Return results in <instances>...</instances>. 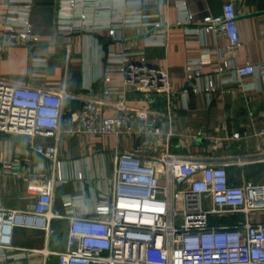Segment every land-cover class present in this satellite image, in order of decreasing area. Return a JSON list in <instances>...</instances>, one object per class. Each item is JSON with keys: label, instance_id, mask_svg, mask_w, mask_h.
I'll return each mask as SVG.
<instances>
[{"label": "built area", "instance_id": "obj_1", "mask_svg": "<svg viewBox=\"0 0 264 264\" xmlns=\"http://www.w3.org/2000/svg\"><path fill=\"white\" fill-rule=\"evenodd\" d=\"M175 1L184 8L188 23L199 24L196 33L226 37L227 52L237 53L241 38L232 1L225 0L221 15L207 13L197 22L187 0ZM128 2L122 0L120 13L104 24L86 14L80 18L65 14L63 19L70 25L69 32L107 30L108 52L104 53L100 75L105 84L103 95H115L114 101L81 98L70 94L65 85L60 89L33 87L0 77V134L28 136L33 150L55 167L53 176L28 196L30 202L24 209L0 207V264H48L52 259L57 264H264V182L243 179L238 184L229 171L233 166L264 162V149L251 155H219L223 141L244 138L236 131L215 140L210 150L169 152L164 138L169 142L182 136L166 130L165 121L171 124L177 100L185 98L188 103L190 95L201 91L197 80L203 72L198 65L189 64L186 84L174 90L170 69L149 64L145 50L138 49L127 34L134 27L145 46L167 47L171 23L130 12ZM77 4V0L67 3L70 10ZM32 7L31 2L11 3L0 32V56L9 46L40 42L31 20ZM119 43L123 50H114ZM114 66L123 76V89L110 85ZM259 71L264 78V67L259 70L246 64L234 70L240 80ZM127 89L150 103L164 101L166 110L133 106ZM206 91H216L213 82ZM72 100L84 104L68 117V101ZM107 107L116 109L117 114L106 116ZM66 123L73 129L66 131ZM66 133L109 136L117 143L131 139L134 148L117 152L112 176L104 173L102 183L96 181L88 193L80 187L79 194L63 195L64 212H58L54 210L55 192L69 180L66 163L59 159ZM258 135L264 137V127ZM184 136L194 142L212 139L203 130ZM161 147L166 151L160 152ZM12 160V156L7 157L5 167ZM76 177L80 182L85 179L82 171H76ZM54 219L69 222L64 250L14 246L17 228L42 231L50 238L55 232Z\"/></svg>", "mask_w": 264, "mask_h": 264}, {"label": "crops", "instance_id": "obj_2", "mask_svg": "<svg viewBox=\"0 0 264 264\" xmlns=\"http://www.w3.org/2000/svg\"><path fill=\"white\" fill-rule=\"evenodd\" d=\"M229 1L234 3L238 12L241 38V46L235 55L227 52L229 40L226 37L196 33L199 24L188 23L184 8L178 6L175 0H129L127 4L130 12L158 16V19L171 23L167 47L145 46L143 38L134 27H130L127 34L138 49L145 50L149 64L170 69L174 90L178 91L186 84V68L189 64L198 65L203 72L197 80L201 91L190 95L188 103H185V98L177 100L171 124L165 121L166 130L173 129L182 136L173 138L177 150L174 153H198L203 147H209L210 150L215 140L236 131L241 132L244 138L239 141H223V148L219 150L221 155H251L264 149V137L258 135L264 127V78L259 71L254 76L240 80L234 72L237 66L246 64H252L259 70L264 67V0ZM13 2L32 3L31 20L40 36V42L36 45L7 47L0 56V77L33 87L60 89L65 85L70 94L85 99H116L115 95H103L105 84L100 75L104 53L108 52L107 30L101 28L100 31L69 32L70 25L63 19L67 17L65 14H74V18L86 14L87 18L95 20L97 24H104L120 13L122 0H77L78 4L73 10L69 9L68 0H0V32L6 25ZM224 2L187 0V8L197 22L207 13L221 15ZM180 22L181 25H178ZM123 48L124 45L119 43L114 50L121 51ZM113 69L110 85L123 89V76L116 70V66ZM218 69L222 71L221 74L215 73ZM210 81L216 88L215 92L206 91ZM247 86L250 88L245 89ZM126 91L131 104L136 107L158 108L162 101L150 103L133 90ZM83 104L82 100L70 101L67 116ZM104 114L113 116L117 111L107 107ZM70 129H73L72 125L66 123L65 130ZM199 130H203L212 139L194 142L184 136ZM65 135L60 145L59 159L66 163L64 169L69 180L55 192L54 210L58 212H64L63 195L79 194L80 187L88 193L96 181L102 183L104 173L109 175V159L105 155L107 148H114L113 165L117 152L134 148L131 139L123 138L117 143L109 136ZM9 156H12V163L5 167L4 160ZM234 168L264 171V162L230 167L233 181L239 184L241 179ZM76 171H82L85 175L83 182L77 179ZM53 173V162L33 150L28 136L0 134V207L24 209L30 202L28 196L36 191V186L47 182ZM52 227L55 232L50 238L42 231L17 228L14 246L64 250L68 220L54 219ZM48 264L57 262L52 259Z\"/></svg>", "mask_w": 264, "mask_h": 264}, {"label": "rangeland", "instance_id": "obj_3", "mask_svg": "<svg viewBox=\"0 0 264 264\" xmlns=\"http://www.w3.org/2000/svg\"><path fill=\"white\" fill-rule=\"evenodd\" d=\"M174 102H175V100H174ZM68 107H70V102L69 101H68ZM158 108L166 110V103L164 101L163 102L161 101V104H160V106ZM65 138H66V135L63 134V139H65ZM163 143L164 144H169V147H168L169 152H171V153L177 152L176 147H175L174 139H171L168 142L166 140V138H164ZM109 148L110 149L107 148L105 150V155H106L107 159H109L108 160V173H109V177H111L112 173H113V167H114L113 162H112V157L114 156V148H112V146H110ZM159 150H160V152H164V151H166V147H161ZM218 153L221 155V152H218ZM234 169H235V172L237 174H239V178L241 179V182L243 181V179H253V180L257 181V182H264V171L259 170V171H255L254 172V170L250 171V169H245V168H234ZM249 171H250V173L246 175V173L249 172ZM110 181H111V178H110ZM181 219H182V217H180L178 219L179 223L181 222Z\"/></svg>", "mask_w": 264, "mask_h": 264}, {"label": "water", "instance_id": "obj_4", "mask_svg": "<svg viewBox=\"0 0 264 264\" xmlns=\"http://www.w3.org/2000/svg\"><path fill=\"white\" fill-rule=\"evenodd\" d=\"M199 141H203V139H200Z\"/></svg>", "mask_w": 264, "mask_h": 264}]
</instances>
